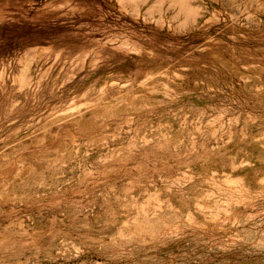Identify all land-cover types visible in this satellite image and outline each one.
I'll return each instance as SVG.
<instances>
[{
	"label": "rangeland",
	"instance_id": "rangeland-1",
	"mask_svg": "<svg viewBox=\"0 0 264 264\" xmlns=\"http://www.w3.org/2000/svg\"><path fill=\"white\" fill-rule=\"evenodd\" d=\"M190 1L0 0V264H264V0Z\"/></svg>",
	"mask_w": 264,
	"mask_h": 264
},
{
	"label": "bare ground",
	"instance_id": "bare-ground-1",
	"mask_svg": "<svg viewBox=\"0 0 264 264\" xmlns=\"http://www.w3.org/2000/svg\"><path fill=\"white\" fill-rule=\"evenodd\" d=\"M132 1L135 2L136 3V7H138L140 2H143L145 0H132ZM165 1H168L171 5H176L179 8L185 10L186 11V15H187V17H186L187 20H194L195 19V16H196V14L198 12L197 11L198 9H197L196 6H194L191 3L190 0H155L154 4L152 5V8H156L158 10H161V6L163 5V3ZM30 62H31V60H29L27 64L30 65Z\"/></svg>",
	"mask_w": 264,
	"mask_h": 264
}]
</instances>
